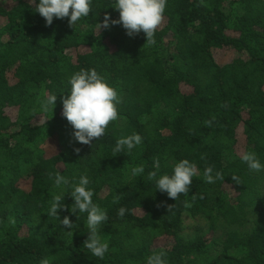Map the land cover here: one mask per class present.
I'll return each instance as SVG.
<instances>
[{"label": "trees", "instance_id": "obj_1", "mask_svg": "<svg viewBox=\"0 0 264 264\" xmlns=\"http://www.w3.org/2000/svg\"><path fill=\"white\" fill-rule=\"evenodd\" d=\"M113 6L93 0L72 28L67 18L46 26L29 0L0 2V264H147L161 251L168 264H264V171L250 172L240 159L255 151L264 163V0H168L155 44L119 24L96 31L105 14L119 19ZM217 50L235 57L219 64ZM91 68L122 102L106 134L84 145L62 115V98L69 77ZM48 94L57 95L52 112L35 111ZM133 133L142 144L113 156L117 139ZM154 158L168 174L182 159L196 163L187 196L155 190L146 179ZM141 164L144 176L132 177ZM208 166L224 180L206 183ZM57 172L90 178L93 201L108 214L103 260L83 245L86 214L59 210L77 225L72 236L47 216L62 190ZM72 202L66 194L64 204Z\"/></svg>", "mask_w": 264, "mask_h": 264}, {"label": "clouds", "instance_id": "obj_2", "mask_svg": "<svg viewBox=\"0 0 264 264\" xmlns=\"http://www.w3.org/2000/svg\"><path fill=\"white\" fill-rule=\"evenodd\" d=\"M2 2V0H0ZM15 2V0H14ZM168 0H114L113 8L119 11V19H110L105 14L103 21L96 26V31L103 28L107 30L110 26L121 25L126 30V35L132 37L143 32L149 44H155V33L164 19V13ZM29 4L35 5V12L44 19L46 26H51L54 19L67 18L69 25L73 28L78 22L89 17L93 10V0H29ZM70 92L66 98H62V115L73 127V136L81 144L89 145L92 141L100 140L105 134L111 122L119 119L118 105L121 98L117 89L111 86L107 79L98 73L95 68L81 69L72 74L68 79ZM57 95L48 94L43 97L35 111L47 113L53 110ZM214 119V118H213ZM211 126L212 121H205ZM142 144V137L133 133L126 137L117 139L112 149L113 156L122 153L125 149L131 152ZM79 152V149H75ZM247 165L250 172L264 171V163L261 162L255 151H245L240 157ZM154 169L147 173L146 179L154 183L155 190L166 193L173 200L181 195L187 196L197 176L199 169L196 163L188 159H182L174 164L171 174L161 173L159 158H154ZM145 167L143 164L132 169V177H143ZM224 175L214 171L212 166L205 167L203 179L208 184L223 181ZM54 186L62 189L51 199L47 210V216L58 220L59 224L68 229L71 236L72 230L77 225L68 216L63 219L59 217V210H67L71 213L86 214V227L88 236L84 240V247L93 257L103 260L109 250L107 242L100 237L101 227L108 221L107 211L93 201L94 190L89 186L90 178L86 174L76 178H69L55 173ZM232 180L239 184V177L232 175ZM72 199V204H64L65 195ZM125 209H118V215L124 217ZM41 264H49L48 259H42ZM147 264H168L164 252L153 253L147 257Z\"/></svg>", "mask_w": 264, "mask_h": 264}, {"label": "rangeland", "instance_id": "obj_3", "mask_svg": "<svg viewBox=\"0 0 264 264\" xmlns=\"http://www.w3.org/2000/svg\"><path fill=\"white\" fill-rule=\"evenodd\" d=\"M213 56H214V59L216 60V62H218L219 64H224V63H227L229 62L233 57H235V54L231 51H227V50H217V51H214L213 52ZM182 89L185 91V92H189V89L185 88V87H182ZM7 113L10 115V116H13L14 115V110H8ZM238 134H239V148H242L243 147V144H244V141H243V136L241 135V129H238ZM54 145H47L46 146V150L48 151H54L55 148L53 147ZM195 225H193L192 223H188L187 224V229H186V233H191V229L192 227H194ZM157 244H159V241L157 242Z\"/></svg>", "mask_w": 264, "mask_h": 264}]
</instances>
